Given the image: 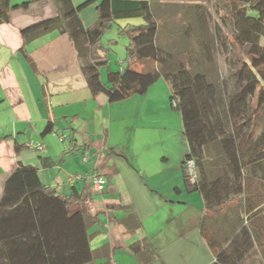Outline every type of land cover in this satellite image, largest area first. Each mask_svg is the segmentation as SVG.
I'll list each match as a JSON object with an SVG mask.
<instances>
[{
	"label": "crops",
	"instance_id": "1",
	"mask_svg": "<svg viewBox=\"0 0 264 264\" xmlns=\"http://www.w3.org/2000/svg\"><path fill=\"white\" fill-rule=\"evenodd\" d=\"M99 1L79 12L85 27L95 23ZM148 1L159 27L163 17L168 30H174L173 12L168 10L182 0ZM57 16L55 0H31L26 9H12L9 22L0 24V197L20 161L36 167L44 185L62 195L90 192L91 211H102L99 222L87 231L93 234L91 249L104 246L106 255L83 264L213 263V250L200 231L203 197L189 190L184 179L185 150L179 145L172 162L159 132L168 127L163 114L173 113L168 84L159 83L160 78L144 95L114 102L104 94L93 96L66 32L50 30L23 42V28ZM152 99L156 106H149ZM47 124L53 130L43 135ZM179 129L183 130L181 116ZM15 143L22 145L18 154ZM245 143L243 152L251 158L259 149L255 138ZM220 157L216 145L206 147L205 159L213 171ZM95 171L105 178L99 192L90 186ZM242 195L241 209L231 210L235 201H230V208L213 212L206 226L221 241L222 250L243 254L238 264H264V182L244 177ZM242 226L250 232L253 246L235 250L231 240H240L237 232Z\"/></svg>",
	"mask_w": 264,
	"mask_h": 264
},
{
	"label": "trees",
	"instance_id": "2",
	"mask_svg": "<svg viewBox=\"0 0 264 264\" xmlns=\"http://www.w3.org/2000/svg\"><path fill=\"white\" fill-rule=\"evenodd\" d=\"M231 22L234 41L243 48L245 58L234 75L237 87L230 93L218 76L194 68L199 60L183 50V60L158 40L159 22L148 0H100L95 4L97 19L85 27L79 12L95 3L83 0H55L59 16L48 18L21 30L23 42L50 30L66 32L74 43L81 71L93 96L104 94L109 101L124 99L132 94L144 95L148 88L162 78L169 86V102L178 110L188 149L182 167L186 187L197 190L203 197L204 214L200 231L213 250L211 264H238L243 254H228L221 241L206 226L213 212L235 201L237 211L243 206V178H259L264 182V0H224ZM31 0L13 3L0 0V24L10 20V11L28 8ZM253 12L254 15L249 14ZM140 17L143 22L126 27L128 66L107 71L101 79L100 67L106 63L100 39L111 23L120 18ZM125 28V27H124ZM208 61L212 60L204 43ZM154 63L146 71L136 67L141 61ZM210 71V70H209ZM53 130L47 124L42 134ZM255 138L259 149L251 158L243 152L245 142ZM216 145L221 157L211 164L205 159L206 147ZM247 145V144H246ZM22 145L15 143L18 154ZM47 159V158H45ZM193 159L196 168L194 182L185 176V161ZM213 164V165H214ZM50 165V162L48 163ZM91 194L74 191L65 196L44 185L38 169L18 161L17 167L4 182L0 197V264H83L94 257L105 256V247L91 249L92 233L88 228L99 222L101 210L91 211ZM77 203V206L72 205ZM235 227L239 226L237 213ZM233 238L235 250L253 246L250 232L242 226Z\"/></svg>",
	"mask_w": 264,
	"mask_h": 264
},
{
	"label": "rangeland",
	"instance_id": "3",
	"mask_svg": "<svg viewBox=\"0 0 264 264\" xmlns=\"http://www.w3.org/2000/svg\"><path fill=\"white\" fill-rule=\"evenodd\" d=\"M189 1L193 2L191 4L193 7L185 12L186 8L184 7L187 6ZM176 2L178 3L179 1ZM164 3L168 4L169 0H164ZM169 11L173 12L174 23L172 27L175 29L169 31L168 28L170 26L166 24L167 22L164 23L163 17H159L161 18V25L157 42L170 50L173 54V59L177 61L183 60V50L190 51L191 55L199 60L198 63L194 64L195 69L218 76L224 83L227 93L235 90L237 80L234 72L239 63L245 58V53L243 48L233 39L234 29L227 17L228 9L224 0H182L179 7H170ZM164 12L163 14H166V9ZM249 14L254 15L253 12ZM142 22L143 20L140 17L120 18L113 21L103 32L100 45L102 54H105V59L107 60L100 67L103 81H106L108 70L118 71L128 66L126 45L130 39L128 32L124 31V29ZM204 43L209 47L212 59L210 61H208L205 54ZM261 44L264 45V38L261 39ZM153 66L154 63L149 60L136 64V67L143 71L151 69ZM159 81V83L165 82L162 78ZM154 105L156 106V101L150 100L149 106L152 107ZM168 105L174 114H163L161 118L165 120L168 127L166 129L160 128L159 132L160 135L166 138L164 143L165 154H169L172 161L177 157L179 145L186 153L187 142L183 135V130L179 129V111L170 106L169 102ZM130 120L134 122L138 119L132 118ZM137 122L140 124L141 120ZM129 125L131 126V123ZM171 161L167 165H171ZM93 195L96 194L93 193Z\"/></svg>",
	"mask_w": 264,
	"mask_h": 264
},
{
	"label": "built area",
	"instance_id": "4",
	"mask_svg": "<svg viewBox=\"0 0 264 264\" xmlns=\"http://www.w3.org/2000/svg\"><path fill=\"white\" fill-rule=\"evenodd\" d=\"M84 160H86V157H83ZM185 176L189 182H194L196 178V168H195V162L193 159H186L185 161ZM91 182V190L95 192H99L103 189L105 184V178L103 175L99 172H93L90 177Z\"/></svg>",
	"mask_w": 264,
	"mask_h": 264
}]
</instances>
